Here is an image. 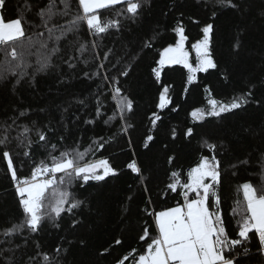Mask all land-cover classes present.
Wrapping results in <instances>:
<instances>
[{
  "label": "snow or ice",
  "instance_id": "snow-or-ice-1",
  "mask_svg": "<svg viewBox=\"0 0 264 264\" xmlns=\"http://www.w3.org/2000/svg\"><path fill=\"white\" fill-rule=\"evenodd\" d=\"M196 2L200 3L201 0ZM254 3L255 0H205L206 6L212 8L213 21L218 19V13L225 11L238 20L230 48L234 60L239 58L244 48L243 36L248 27L245 21L252 13ZM5 6L6 0H0V10ZM150 6L151 0H35L34 3L29 2L14 19L6 20L0 12V83L11 84L13 93L24 88L36 90L41 78L55 75L59 85L66 86L71 76L63 72V66L76 73L79 64L90 66L98 62L96 71L81 70L83 77L94 82L99 78L108 86L111 99L116 102V112L107 119L103 118L104 103L100 97L105 93L97 85L94 118L85 119L83 123L95 126L99 122L110 125L115 121L118 124L117 132L108 138L100 136L92 139L87 147L76 140L72 146L59 150L56 144L50 143V139L58 132L60 141L72 138L68 121L72 103L57 105L56 111L61 113L59 121L52 117L43 126L32 119L29 109L16 108L13 116L0 121V158L6 161V174L9 175L20 210L19 217H9L5 226L0 227V264H70L67 256L71 247L85 241H73L61 236L59 242L48 251L50 245L44 242L45 226L50 223L59 229L63 214H70L73 216L71 227L75 229L80 224L75 219L77 210L82 213L88 203L86 199L77 197V191L85 185L91 186L90 182L107 183L109 178L117 179L126 170L138 179L144 192L148 191L149 178L135 158L129 134L135 128L129 123L128 116L134 112L135 102L124 94L120 77H130L135 65L146 55L145 50L152 49L161 38L159 26L149 29L147 36L137 34V29L143 28L145 9ZM29 15L35 19H29ZM164 15H168V12ZM260 15L264 16V8H261ZM183 16L184 13L180 12V17ZM188 19L193 24H201L199 19L191 16ZM216 31L214 22L205 21L200 27L201 36L191 43L190 51L186 47L189 36L186 35L184 21L177 19L171 28L175 34L174 43L157 49L158 59L154 60L151 75L154 83L160 86L155 103L158 111H153L149 117L151 127L143 136V148L149 149L155 141L153 133L159 130L158 122L163 121L165 110H179V106H174L172 85L162 80L166 68L181 66L186 70L185 95L190 86H200L198 73H208L209 70L220 72L219 61L214 55ZM113 34L121 37L127 34L131 39L125 40L119 48L108 47L106 51L97 52V49L105 47L100 41ZM88 35L94 39L85 42L84 38ZM192 52L195 53L194 59ZM113 69L116 75H111ZM231 75L228 69L222 72L226 82L230 81ZM242 83L239 93L229 102L215 99L211 94L212 89L205 85L207 105L193 108L190 112L192 120L203 122L208 117L223 119L226 114L236 115L237 110L246 111L253 105L264 110V73L255 80L247 79ZM73 103L79 107L88 106L85 99H74ZM39 112L51 115L45 108H40ZM23 120L28 123H23ZM75 120H80V117L75 116ZM194 131V128L188 127L183 135L192 137ZM242 131L264 143V122L258 131L253 128ZM33 133L37 137L35 141L31 139ZM117 134L127 136V143L132 149V158L126 162L124 169L114 166L107 157L89 158L104 149L106 143L110 144ZM177 137L176 128H172V140L175 141ZM204 146L214 153L218 148L217 144L208 143L207 140ZM163 147L167 149L168 145L164 144ZM40 148L44 149L46 155L36 160L34 153ZM253 158L264 172V149L250 151L238 164L248 166ZM174 159L169 156L168 163L171 164ZM14 160L19 168L29 166L30 174L18 175L19 169ZM232 167H237V164ZM220 177V161L216 154L202 156L196 166L187 171L183 183L180 173L173 171L172 182L167 188L182 196L183 202L158 212L145 206L142 211L153 218L155 226L152 232L147 221L141 226L138 241L145 246L132 247L114 264H251L254 256L260 264H264V183L254 186L246 182L239 186L242 200H237L236 207L232 209L233 217H238V231L236 238H232L220 209ZM134 197L135 193L129 195L127 200L131 202ZM147 203L151 204L150 198ZM0 214L8 216L6 209H0ZM114 244L123 247L121 239H115ZM106 254H111V246L100 253Z\"/></svg>",
  "mask_w": 264,
  "mask_h": 264
},
{
  "label": "trees",
  "instance_id": "trees-1",
  "mask_svg": "<svg viewBox=\"0 0 264 264\" xmlns=\"http://www.w3.org/2000/svg\"><path fill=\"white\" fill-rule=\"evenodd\" d=\"M35 0H6V6L0 10L6 20L17 17L19 12L25 9L26 5ZM173 5L176 7L173 8ZM119 7V6H117ZM172 9L169 11V9ZM261 8H264V0H255L253 11L245 23L248 25L243 36L244 48L238 59H233L231 55V44L235 33L237 18L230 12L218 13V19L213 21L212 8L205 4V0L197 3L196 0H151V6L145 9L144 23L142 29H137V34L147 36L149 29L159 26L161 38L156 41L154 47L145 50L146 55L135 65L130 77H120L123 81L124 94L134 100V112L129 113V123L135 125L129 134L131 136L135 150V158L138 159L140 166L147 176L148 191L144 192L139 181L134 175H129L125 170L117 179L109 178L107 183L96 184L90 182L91 186L85 185L83 189H78L77 197L86 199L87 206L83 212L77 210L75 219L80 224L73 229L71 222L73 216L63 214L59 221L60 228H54L50 223L47 224L45 241L51 251L59 242L58 238L65 236L70 240L78 241L83 239L84 244L75 243L67 256L70 264H114L115 260L121 257L132 247L140 248L143 242L138 241L141 226L147 221L149 230L154 229L153 218L143 213V208L148 206L150 210L161 211L168 207H174L182 203V196L171 192L167 185L172 182L171 173H180V181L183 183L187 178V171L196 166L202 156L211 157L216 154L220 161L221 177L219 194L221 197V214L225 219V226L232 238H236L238 231L236 219L233 217L232 209L236 207V201L242 200V190L239 186L250 182L254 186L264 183V172L261 171L259 162L253 158L248 166L239 165L238 161L248 156L250 151L260 148L264 149V143L259 138H253L242 129L253 128L257 131L264 122V110L258 106L248 107L246 111L237 110L236 115L226 114V118L208 117L203 122H195L190 116V112L196 107H206L208 94L204 92V86L208 85L212 89V96L224 102H229L237 95L247 79H257L264 73V16L260 15ZM168 12V15H164ZM180 12L184 13L180 17ZM199 19L200 25L193 24L188 18ZM29 19H35L29 15ZM177 19H183L186 35L189 36L187 47L191 51V43L200 38V27L203 23L214 22L217 28L214 40V55L219 61L220 72L209 70L208 73H198L199 87L190 86L189 92H183L186 82V70L181 66L166 68L162 74V80L170 83L173 87L172 97L174 106H179V110L171 112L165 110L164 119L158 122L159 130L154 132L156 139L149 149L142 147L143 136L149 130L151 114L158 111L155 103L158 98L160 86L154 83L151 75V67H154V60L158 59L157 49L174 43L175 34L171 28ZM85 42L94 38L88 35L84 38ZM131 39L124 34L123 37L113 34L100 41L101 49L97 52L106 51L108 47L119 48L122 43ZM194 59V52H192ZM96 63L85 66L78 65L76 73H71L66 66L62 70L68 73L71 78L66 86L59 85L55 75L49 78H41L36 90L24 88L18 89L15 93L11 91L12 85L0 83V121L6 120L14 115V109H29V114L38 125L43 126L48 119L54 117L59 121L61 113L56 111V106H67L72 103V108L68 114V121L72 128L73 136L65 141L59 140L60 133L51 136L50 143L56 144L59 150L73 145L74 141L87 147L90 140L103 136L108 138L113 132H117L118 124L113 121L110 125L102 122L97 125H86L85 119L94 118L95 95L97 85L104 91V96L100 99L104 103L102 109L104 119L112 116L116 112V102L111 99L108 86L101 82L99 78L87 80L83 77L82 71H96ZM111 68V65H108ZM228 69L232 73L230 81L223 79L222 72ZM103 71L101 75H103ZM111 75H116L113 69ZM74 99H85L87 107H79L73 103ZM40 108H45L51 114L39 112ZM80 120H75V116ZM23 123L28 121L23 120ZM194 128L192 137H184L183 132L188 128ZM176 128L178 137L175 141L171 138V129ZM111 129V131L109 130ZM31 139L35 141L37 137L33 133ZM217 144L218 148L214 152L209 151L204 142ZM42 143V142H41ZM164 144L168 148L163 147ZM223 145V147H219ZM43 148L37 149L34 159L45 158ZM173 156L174 161L169 164L168 157ZM109 158L114 166L124 169V165L132 158V149L127 143V136L117 134L110 144L106 143L105 148L101 149L90 159ZM14 163H17L14 160ZM237 164V167H232ZM18 167V175L26 176L30 174V167ZM7 173L6 161L0 158V209H6L8 216L0 214V227L5 226V221L20 216L17 207V198ZM131 185V188H129ZM78 188V186H76ZM76 190V189H74ZM135 193L133 201L129 202L127 197ZM151 204L148 205V200ZM128 209L129 211H125ZM155 233L153 232V235ZM121 239L123 247L115 245L114 240ZM67 246V245H65ZM111 246L110 255H100L104 248ZM127 264V262H126ZM251 264H260L257 257H253Z\"/></svg>",
  "mask_w": 264,
  "mask_h": 264
},
{
  "label": "rangeland",
  "instance_id": "rangeland-1",
  "mask_svg": "<svg viewBox=\"0 0 264 264\" xmlns=\"http://www.w3.org/2000/svg\"><path fill=\"white\" fill-rule=\"evenodd\" d=\"M186 47H187V45H186ZM194 57H195V53H194Z\"/></svg>",
  "mask_w": 264,
  "mask_h": 264
},
{
  "label": "crops",
  "instance_id": "crops-1",
  "mask_svg": "<svg viewBox=\"0 0 264 264\" xmlns=\"http://www.w3.org/2000/svg\"><path fill=\"white\" fill-rule=\"evenodd\" d=\"M1 12V11H0Z\"/></svg>",
  "mask_w": 264,
  "mask_h": 264
}]
</instances>
